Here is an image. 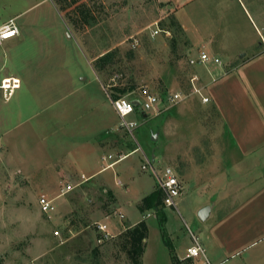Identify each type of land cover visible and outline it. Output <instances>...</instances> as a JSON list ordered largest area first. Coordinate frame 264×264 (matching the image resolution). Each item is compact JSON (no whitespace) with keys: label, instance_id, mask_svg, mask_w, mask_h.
<instances>
[{"label":"rangeland","instance_id":"374dc122","mask_svg":"<svg viewBox=\"0 0 264 264\" xmlns=\"http://www.w3.org/2000/svg\"><path fill=\"white\" fill-rule=\"evenodd\" d=\"M225 1L220 9L214 0H193L176 15L190 34L197 26L212 31L214 19L224 28L236 10L233 1ZM79 3L94 17L89 25L70 22L78 17L75 5L63 11L57 0H0V26L15 19L19 27V34L0 47V81L22 78V88L8 101L0 92V264H131L118 236L139 220L149 229L143 264H186L173 256L185 257L194 237L205 250L194 259L198 264H264V219L223 220L235 205L262 190L264 167L250 170V161L234 166L241 156L221 118L210 102L192 92L191 76L197 69L188 59L196 54L188 52L180 26L171 24V8L158 0ZM243 22L251 31L250 21ZM155 23L171 35L151 36ZM106 54L110 57L100 61ZM125 87L129 89L121 93ZM143 91L161 99L181 92L185 98L165 104L157 115L129 116L137 122L130 134L109 98L138 103ZM105 124L117 127L119 135L104 154L117 159L139 150L81 182L68 159ZM146 158L157 171L174 168L183 182L185 173L193 175L176 198L178 209L162 210L168 214L163 224L159 211L137 208L157 187ZM215 176L245 188L217 190ZM66 183L74 189L55 199L57 210L49 217L41 211L39 197L56 198ZM226 185L225 180L222 187ZM212 201L216 207L202 221L199 208ZM97 222L112 226L114 237L103 244ZM221 234L229 242L227 251L216 238Z\"/></svg>","mask_w":264,"mask_h":264},{"label":"crops","instance_id":"0c3cea01","mask_svg":"<svg viewBox=\"0 0 264 264\" xmlns=\"http://www.w3.org/2000/svg\"><path fill=\"white\" fill-rule=\"evenodd\" d=\"M158 1L163 5L165 9L171 8L176 21L178 22L180 28L186 36L189 47L188 52L190 54L197 55L201 50H203L206 51L210 56L218 57L221 60V64L218 65L213 62H211L210 65H204V67L208 69V75H206V73H202V65L195 67L197 69V72L195 74L199 76V84L203 87V94L209 98V102L212 104L214 110L221 118L222 123L224 124L225 131L229 134L230 138L233 141L234 147L236 148V150H238V153L241 156V161L235 163L234 166L238 168V166L240 167V164H242L243 162L245 163V165H247V162L250 161V170L259 166L263 168L264 0H231L234 3V6L232 7L236 8L235 12H233L234 14L230 12L231 14H229L228 19L221 17V15L219 17V19L223 18L227 21L224 28L222 25H220V23L217 24L216 20L214 19L212 31L205 32V30L203 31L201 27L197 26L195 32L192 34H190L188 26L185 23L181 22L180 19H178L176 10L187 7L188 4L193 0ZM214 4L218 8L222 9L225 6L226 1L214 0ZM243 19H247L250 21V25L252 27V29L250 28L251 31L247 30V27L244 25ZM197 46H200L201 48H197ZM20 79L22 82V78ZM21 88L22 87H20L19 89ZM109 100L111 101L110 98ZM112 108L116 113L113 105ZM118 135L119 129L112 124L99 126L96 134L89 138V140H87L85 144L79 146L71 152V156L68 159L69 165L75 171H78L81 174L82 180V175H85V177L87 178V180H81V182L91 180L94 176L109 168L114 167L119 162L118 161L112 167H109L107 169H104L103 164H100V167L98 166L100 161H104L103 157L108 155L104 154L103 152L107 151L109 142L117 139ZM138 150L139 148H134L129 154H122V159L120 161L126 159L131 153ZM130 168L131 167H129L128 169ZM175 172L177 171L175 170ZM184 176L186 178L185 182L190 177H193V175L189 174L188 172L185 173ZM220 177L221 176H215L212 179L213 186L215 185L217 190H223L226 192L228 190L231 191L245 188V186L232 187L231 180H221ZM178 178L182 186H184L185 182H183V180L179 176ZM259 178H262V176L258 177L257 179ZM225 180L227 181V185L225 187H222L223 183H225ZM116 183L118 185L122 184L119 180H117ZM154 189L155 188L153 187V190ZM59 195H57L56 198L51 199L64 197L67 194L64 196ZM143 198L144 197H142L137 203V208L140 212L141 210L139 208V205ZM65 201H67V198L65 199ZM216 204L217 203L214 201L208 204L209 206H211V211L207 219L211 217ZM238 205L239 206L235 205L233 210L230 211L229 214L223 219L224 222H237L241 221L242 219H246L248 221L263 220L264 187L257 193L252 194L243 204L241 203ZM199 209L201 210V208ZM165 212L167 217V211L165 210ZM123 217L125 216L123 215ZM134 224L129 225L132 226ZM109 227L112 231V226L109 225ZM126 228L127 227H125L124 229ZM222 235L223 234L219 236L217 235L216 238L222 243V250L227 251L229 248V242L224 237L226 235H223V237L221 238ZM186 256L187 252L185 257H182L179 260L183 262L187 261V263L190 260L191 262L192 259H186Z\"/></svg>","mask_w":264,"mask_h":264},{"label":"built area","instance_id":"2783aa9c","mask_svg":"<svg viewBox=\"0 0 264 264\" xmlns=\"http://www.w3.org/2000/svg\"><path fill=\"white\" fill-rule=\"evenodd\" d=\"M164 33L166 36H170L171 32L169 29H163L160 23H155V28L151 31V36L155 37ZM19 34V27L15 23V19H10L8 22L4 23L0 26V47L3 46L4 42L16 37ZM264 43V39H263ZM213 62L215 64H221V60L218 57L210 56L206 51L201 50L197 55L190 56L188 59V65L191 67H196L199 65H207L208 63ZM21 79L15 76L4 77L0 81V92L5 100H9L21 87ZM191 84H192V92L195 95L201 97L204 103L209 102V98L203 94V87L199 85V76L197 74H193L191 76ZM142 99L139 101V105H135L134 101L127 97H121L120 99L111 100L113 107L121 121V126L124 127L130 134L133 133V130L137 127V122L130 121L128 119L129 116L135 113H149L153 115H157L161 112V110L166 106L167 103H177L181 101L185 96L181 92H170L168 95L161 99L159 96L149 93L147 91H143ZM122 156L114 159L112 154H108L103 157L104 161L111 160L104 169L112 167L115 163L120 161ZM147 166L150 167L153 175L157 180V185L162 189L164 193L163 204L166 208H173L177 210V202L176 198L182 194L183 186L176 174L175 170L166 166L160 171L155 169L152 161L148 158L145 159ZM83 180H87L85 175H82ZM74 187L71 184H65L61 188V192L59 196H64L71 192ZM55 199H50L46 195L42 194L39 197V205L41 207V211L51 217L57 210L54 205ZM123 217V215H121ZM95 229L98 235V242L103 244L105 241L110 240L114 237V234L110 230V227L107 223L97 222L95 224ZM55 235H59L60 232L55 230ZM195 244L187 249L186 259H192L189 264H198L194 262L196 257H199L201 254L205 255V250L198 242V238L194 237Z\"/></svg>","mask_w":264,"mask_h":264},{"label":"trees","instance_id":"16d2710c","mask_svg":"<svg viewBox=\"0 0 264 264\" xmlns=\"http://www.w3.org/2000/svg\"><path fill=\"white\" fill-rule=\"evenodd\" d=\"M61 9L65 11L68 7L75 5L76 14H78L77 20L71 19L70 22L76 26L78 20L83 22L86 25H89L93 20L91 11L85 4H80V0H57ZM171 24L173 26H178L179 24L175 19H172ZM110 57L109 54L104 55L100 58V61H106ZM132 87H130L131 89ZM129 88L125 87L120 89L121 93H124ZM164 193L161 188L157 187L147 196H145L139 208L141 211L156 210L160 212L162 224L166 222L167 217L162 210L164 209L163 204ZM148 225L145 220H141L136 224L127 227L119 236H118V246L127 254L131 264H143V256L146 250L147 238H148ZM177 263L180 260L176 259V256H173ZM190 263V260L187 264Z\"/></svg>","mask_w":264,"mask_h":264},{"label":"water","instance_id":"95a60500","mask_svg":"<svg viewBox=\"0 0 264 264\" xmlns=\"http://www.w3.org/2000/svg\"><path fill=\"white\" fill-rule=\"evenodd\" d=\"M137 102H135L136 104ZM139 104V102L137 103V105ZM210 211H211V206H205L204 208H202L200 211H199V218L202 220V221H205L207 220V218L209 217V214H210Z\"/></svg>","mask_w":264,"mask_h":264}]
</instances>
